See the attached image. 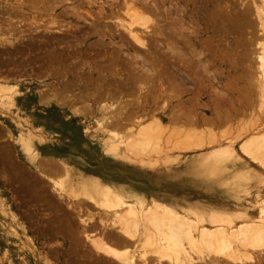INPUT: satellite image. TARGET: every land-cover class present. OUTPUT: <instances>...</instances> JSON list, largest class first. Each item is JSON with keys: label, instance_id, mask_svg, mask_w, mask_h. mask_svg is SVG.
<instances>
[{"label": "rangeland", "instance_id": "1", "mask_svg": "<svg viewBox=\"0 0 264 264\" xmlns=\"http://www.w3.org/2000/svg\"><path fill=\"white\" fill-rule=\"evenodd\" d=\"M20 1L0 0L1 10H3V8L5 7H8L5 8L6 10L5 9L3 10L7 13L3 11L2 13H0L3 14L2 16H6L7 18L11 17L8 14H11L13 10L14 11L17 10L20 12V15L18 14L17 11L13 12L11 17L12 19L8 18V20L3 19L6 17L1 18L2 16L0 15V19H1L0 33L2 34V35L0 34V42L2 43V46L8 45L7 47H4V49L3 47L2 48L0 47V49L2 50V51L0 50V57H2V60H5V62L2 61L0 63L1 66L0 74L3 72L0 75V84L5 86H11V85L14 86L15 91L19 96L17 100L18 103H16L18 108L16 112H13V110L9 111L11 110V107L9 105H5L2 108L0 106V125H1L0 126V200L2 201V202L0 201V264H10V263L11 264H65L67 259L68 262L70 261L68 258L69 255H70V259L73 260V258H71V254H69L70 253L69 251L71 249L69 246L70 243H67V238L65 237L62 238L61 236L64 235H62L61 233H58V235H54V234L58 232L57 225H59V221H60L58 220L60 219L58 218V216L61 217L62 219L64 217H67V216L62 217L65 211L67 214L70 213L73 215L74 213L71 211L70 208L65 207L66 206L65 203L62 202L57 197L55 192L53 193V188L49 186L50 184L47 181L45 182L44 180H42L39 174H37V172L30 170V168L25 164L22 155L18 152L17 148L14 145V138L18 133V129H21L22 131H26V130L29 131L30 137L32 138V141H34L33 144L40 151V155L42 158L50 157L51 159H53L54 162H59L60 158L67 159L71 163H73V165H75L78 169H82L87 173L88 172L95 173L96 175L101 176L104 179H107L108 182H110L116 189H121L122 187L121 190H124L129 195L142 196V198L145 199L154 198L157 200L175 201L183 206L190 208H198L199 210L201 209L202 211L205 212L206 211L208 212L210 210H216L225 213H232V212L250 210L249 204L250 201L252 200L251 197L255 199V195L258 192L257 191L258 188L254 184L255 182L254 180L255 177H257V174L253 170V167L249 165L248 161L238 153L237 148L239 143L242 142V140L246 139V135L245 136L243 135L244 134L243 131L245 132L247 131L246 127L248 130L249 128L250 129L252 128L251 123L254 122L252 124H255V122L258 121L256 120L258 119L256 117L258 116L260 111H262L261 108H259L260 104L258 101L257 90L253 92L252 102L250 105L252 110L250 107H247V110H245L246 108L242 104L245 101L242 100L241 104L237 103L238 106L239 105L240 106L239 107L237 106L238 113H236V115L234 116L235 118L234 117L231 118L232 120L234 119L233 121L231 120L229 123L225 121V124L223 123L222 126L220 127L219 125H221V123L217 124L218 127L215 124H212L213 125L212 127L210 126L211 124L209 125L205 124L208 125L207 127H205V129L211 131L206 138L207 142L208 140L209 142L208 145L204 147L205 149L202 148L198 150H193L191 152H185V151L183 152V150L180 151V150H175L173 148H172L173 150H171L170 149L171 147L164 146L162 142H160V144L158 143V146L162 148V150L156 145L155 149L156 151L158 150L156 154H154L155 152L149 154L147 151L146 153L145 151H143L141 152L142 156L141 154L137 155V158L132 155L129 156V154H127V152L123 150L124 145H119V148L116 150V148H114L115 143L112 142L109 143L108 141L109 135L113 137L114 136L112 135L113 133L114 134H116L117 132L120 133L121 130L117 131L116 129H110V127H103L104 129L102 131H104L108 136L102 135L101 131H99L100 127L102 126L99 124H101L104 121V120L101 121V119H103L104 116L102 115L104 112H102L101 107L103 105L107 106L113 103L112 100L114 101L115 98L116 99L120 97L124 98L125 94H129L132 92V95L131 94L129 95L136 97V99L132 97L127 102L123 100L125 102V108L126 109L128 108V110H126L128 114L129 112L132 111L131 113L132 116L134 115V113L136 114L142 111H146L152 114L153 118H155L156 120H160L162 118L163 99H161L162 98L161 92H157L156 94L154 92L155 90L156 91L159 90V86H158L159 83L158 82L157 84L156 82L153 83L152 81L153 79L148 80L152 88H154L155 90L154 91L150 90L151 91L150 93H152V91L153 93L151 95L149 94L146 100L144 96L145 94L143 93L138 94L136 90L139 82L138 79L141 76H143L141 77L143 80L146 74L143 73L139 68H137V66L135 65L132 66L133 64L132 61L128 60L130 59V57L127 58L126 56L127 53L129 52H127L126 49L124 48L121 49L119 47L123 43H125L129 47L131 46L132 48H134V51L133 52L131 51L132 53L135 52L141 56L145 55L144 57H146V59L150 63L153 62V66H155V68L159 71L157 72L161 74L162 72H160V70L164 71L163 68L164 65L163 62H161L162 61L161 58H163L162 57L163 50H161V48L159 47L160 45L155 44L154 41L152 43L153 45H151L150 39L146 38V42H148V46L150 44L149 50H143L142 52L141 49H138L131 42L129 43L126 42V41H130L127 37L128 35L118 25L120 24V19L124 18L123 3L124 4L127 3V0H100V1L92 0L97 3V5H93V7H90L88 5L89 3L87 0H83V1L79 0L76 2L73 0L71 1L63 0L64 2L56 4V7H63V8L57 9L55 12L51 10L53 7H55V5H52L53 6L52 7L50 4L47 5L43 3L40 4L39 3L40 0L39 1L20 0ZM235 1H237V3L238 2L241 3L244 2L245 0L243 1L242 0H221V1L198 0L197 7H190V10L192 11L189 15L190 17L193 16L192 19L194 21H196V18L193 13L197 12L199 18L198 26L200 25L198 29L201 32V39L203 38L202 41H206L207 44L209 43L207 52H208V60L210 59L209 60L210 65L208 69L209 75L207 78L212 79L213 77L214 78L216 77L215 79L217 81L214 79V82L216 81L218 84L217 83L214 84L215 87L214 90L212 89L213 87L211 89L207 87L205 91V89L203 90V88L205 87L202 88V86L194 85L192 81L189 82L188 89L191 88V90H188L187 87L186 88L184 87L185 89L183 88L185 94L184 99L181 100V102L177 101L178 103L174 101L175 103L172 104L173 109H177L181 107L182 110L186 106L189 107L191 104V106L195 105L194 106L195 108L192 107L191 109L193 110V112L196 111L195 112L196 117L197 116H199V118L205 117L206 119H209L210 117L212 118L213 116L211 114V111L213 112L216 110L215 103L212 101L215 96L217 97L218 95L217 92L219 93L220 91V93L222 92L225 94H228L230 92L231 93V94L229 93L230 95L235 96V98L237 96L238 98V96H240V93L238 92V90L231 91L233 90L232 88L236 89L235 87H237L238 89H240L243 85V82L247 79L246 75H248V77L251 76L252 78L250 77V79L253 80L255 64L252 61V59H255L254 58L255 51H252L254 47L252 42L255 36L251 37L250 35L247 36V34L246 36L245 34L244 35L241 34L240 36L239 34L237 35L232 34L230 36L228 34L227 36L228 32L226 33L225 31L226 28L227 30L231 29L230 25H227L226 24L227 22L223 21V18H225L224 15L220 16L221 14H217V12H215L217 9H218L217 11H219V8L216 5L221 4V7L223 6L222 10L225 9V11L234 14L232 10L234 9L233 3ZM130 2H132V4H138L137 3L138 0H130ZM130 2H128L127 4H130ZM155 2L158 7H148V8L152 9L153 13L156 14L157 22L158 23L160 22L162 24L163 19L161 18L162 17V7H160L161 3L160 0H155ZM103 4L104 5L112 4L113 7H111V11L110 8L108 7H100V5ZM149 4L151 5L150 2ZM11 5H13V7ZM228 5L229 7H225ZM71 6L73 9L79 10L77 12L79 13L81 12L80 14L78 13L79 14L78 18L80 19H77V17L72 16V13L74 12H72L71 9H68V12L69 13L71 12L70 13L71 15L68 14V12H64V7L69 8ZM235 8H237V10L242 9V7H235ZM35 9L36 10L38 9V11H35ZM10 10L12 11L10 12ZM46 10H47V14L45 12ZM62 10L64 13V17L62 15L63 13H60ZM21 11H23V13H21ZM16 12L18 15L16 14ZM213 12L217 14V18L216 15L213 14ZM227 12L223 11L222 13L225 14ZM66 13L69 16H67ZM31 15H33V17L36 16L37 20L31 17ZM53 17L57 19V21ZM32 19L35 20L33 21ZM22 20H24V22H22ZM51 20L56 21L60 25H65L61 29L62 30L67 29L69 30V33H67L68 31L66 30L65 33L61 35L54 33V31L53 32L50 31L52 34V35L50 34V37H52L50 38L49 31L45 32L44 30L43 32L42 28L41 29L34 28L37 30L36 32L40 34L39 36H36L37 35L36 32L32 33L35 31L33 27L28 28L29 24L35 21L39 25L40 22H49ZM203 23L206 24L203 25ZM41 24L42 23H40V25ZM22 26H25L26 28ZM217 26L218 28H216ZM220 28L222 31L220 30ZM218 29L221 32H218ZM25 30L28 31L29 33L31 31L32 34L31 33L29 34L28 32L27 34H25L26 33ZM39 30L42 31L39 32ZM203 30L205 31L203 32ZM19 32L22 37L19 35ZM221 33L223 37H221ZM11 34L14 36V38ZM112 36H116V37L112 38ZM239 37H242L243 39ZM247 37L249 40L247 39ZM9 39H11L10 40L11 42L9 41ZM155 39L156 40L158 39L157 40L158 42L161 41V37H155ZM59 40L62 45L60 44V42H58ZM25 41L28 43H26ZM246 41L248 42L250 41L253 47L250 46L251 45L250 42L249 43L247 42L249 45L247 46ZM5 42L8 44H6ZM58 43L60 45H58ZM8 47L11 48L8 49ZM247 47H249L250 50ZM223 49L225 51H223ZM6 52L8 53L6 54ZM251 52H253V54ZM249 53L252 54L249 55L250 58L249 56H247ZM50 55L51 56L54 55V56L49 57ZM43 56L46 57L45 60L42 58ZM109 57H113L111 60L117 58L118 60L117 59H115L116 61L114 60L117 63L109 60L108 59ZM243 57L245 60L247 59L246 57H248V59L249 60L251 59V61H249L248 59L247 61H244V59L242 60ZM47 59H49V61H46ZM236 59L238 60V64L233 62ZM239 59H241L242 61ZM109 61H111V63L114 66L110 63H108L109 64L108 66L105 65L107 64L106 62ZM97 62L99 63V65H97L98 64ZM138 62L141 61L139 60ZM211 62L214 64H211ZM229 62L232 63L228 66ZM100 65L101 67L103 66L104 67L103 68L98 67ZM2 66L4 71L2 70ZM252 67L254 69H252ZM95 68L97 69L95 70ZM100 71L102 72L104 71V72L102 73ZM99 72L101 73L100 74L101 76L99 75ZM210 72L214 74L211 75ZM237 73L238 75L240 74L239 76L241 77H239ZM197 75H195L196 78H201V77L203 78L207 76L206 74L205 76L204 74L202 75V72L200 73L197 72ZM196 80L198 82L201 81V79L200 80L196 79ZM237 80L240 82H238ZM229 81H232L233 83L232 84L230 82L232 86L230 91L227 90V86H226V85H230ZM226 82H228V84ZM235 82L237 83L235 84L236 86L234 85ZM149 83H147L149 85L147 87H151ZM222 83L225 85L226 88L224 86H223L224 88L222 87ZM216 84L219 85L220 88ZM156 88H158V90ZM225 89L228 91V93H226L227 91ZM215 90L217 91L216 92L217 95H215L214 93ZM235 91H237L238 93H236ZM106 92L111 93L110 96H112L113 94L115 96L114 99L112 100H110V98L106 99L105 97H110L109 94L107 95ZM195 92L198 93V95L197 94L194 95ZM199 92L202 93L200 94ZM145 93L148 94V88L146 89ZM235 93L239 95H236ZM52 94L53 96L56 95L54 97L55 99L52 98ZM212 94H214L215 96L213 95L214 97L211 99ZM142 95L144 97H142ZM208 95H210V98ZM138 96L140 97V99L138 98ZM45 98H47L46 100L51 99L49 103H45L47 102ZM137 98L139 100H137ZM209 99H211L212 101L210 100L209 102ZM191 100L192 101L194 100V102H191ZM186 101L190 103L188 104ZM257 101L259 105L257 104ZM126 103L128 105L130 103L134 105L130 107V106H126L127 105ZM213 104H214V108H211L210 105L213 106ZM240 107L242 108L240 109ZM243 109L245 110V112ZM240 110L244 113H242ZM239 111L241 112V114H239ZM251 116H253V118ZM15 122L19 123L22 127L18 128ZM209 123H212L211 119ZM247 125L250 127H248ZM128 126L129 125H127V127ZM8 127L11 133L7 132ZM228 128L230 129V131L231 130L232 131L231 132L228 131V133L226 134L225 131L227 132ZM205 129L202 128V130ZM85 130H87L88 132ZM237 132L239 135L237 134ZM241 133L243 136L240 135ZM123 134L124 133L120 134L119 136V134L117 133L116 135H118V137H120V139L123 140L122 141L123 143H126L127 137H125ZM35 135H37L38 137H36ZM212 135H214L215 137L217 136V138L215 139V137L214 136L212 137ZM234 135H238V137ZM208 137L209 138L211 137V139L214 138L215 140L214 139L213 140L215 142L213 141L212 144L211 140L208 139ZM230 141H232L233 143ZM227 145L233 148V154L229 156H224L222 158L219 157V159H216L213 162L211 160L212 155L218 152H222L225 149V147H227ZM167 149L169 150V152ZM158 152H160V154ZM205 154L207 155V157ZM132 157H134L135 159L134 158L132 159ZM193 161L194 162L197 161L196 162L197 164L194 163ZM154 165L159 168L154 167ZM41 180L43 181L44 184L42 183ZM28 185L29 186L34 185V186L31 189V186L30 188L27 187ZM226 189L229 190L226 191ZM41 192L42 195L40 198L38 197V195L41 194ZM34 194L37 195V198L40 199L37 200ZM229 197L232 200L228 199ZM221 204H223L224 207ZM6 209L8 211L11 210L13 212V214L15 215V221L10 219L9 217L10 214ZM66 213L65 215H67ZM55 222L58 224L55 225L56 224ZM17 224L19 225L17 226ZM52 225L53 227L56 226L55 229L52 227ZM50 226L52 231H48V229L50 230ZM54 230L55 231L57 230V232L52 233ZM60 241L62 242L60 243ZM66 250H67L66 254H68L67 256H65ZM84 262H88V261H84ZM84 262L83 263L80 262V263L84 264ZM72 263L73 261L72 262L70 261L68 264H72Z\"/></svg>", "mask_w": 264, "mask_h": 264}, {"label": "bare ground", "instance_id": "2", "mask_svg": "<svg viewBox=\"0 0 264 264\" xmlns=\"http://www.w3.org/2000/svg\"><path fill=\"white\" fill-rule=\"evenodd\" d=\"M40 1H39L40 4L41 3L46 4V5L50 4L51 6L55 5V7H53V6H52L53 8L51 7L52 9L49 8L53 12H55L57 9L63 8V7H56V4L64 2L63 0H40ZM73 1L76 2L79 0H73ZM81 1H83V0H81ZM87 1L89 3L88 5L90 7H93V5H97V3L92 1V0H87ZM98 1H100V0H98ZM128 2H130V0H127V3ZM149 2L151 3V5L149 4ZM127 3H125V4L123 3V6H124L123 7V14H124L123 16H124V18L120 19L119 25L117 24L128 35L127 37L130 41H126V42L127 43L131 42L133 45H135L138 49H141L143 52V50H149L150 44L153 45L152 43L154 41V43L159 44L160 45L159 47L161 48V50H163V53H162L163 58H161L162 59L161 62H163L164 71L160 70V72H162L160 74V73H158L159 71L155 68V66H153V62L150 63L146 59V57H144L145 55L141 56L135 52L132 53L134 51V48H132L131 46L130 47L127 46L125 43H123L119 46L121 49L124 48L127 50V52H129V53H127L126 56H127V58L130 57V59H128V60L132 61V63H133L132 66L133 65L137 66V68H139L143 73L146 74V76H144L145 78H143V80L141 78L143 76H141L138 79V81H139L138 86H137V88L135 87L138 94L139 93L145 94L144 96H145V100H146V98H148V95L149 94L151 95L153 93V91L155 90L154 88H152V86L148 80L153 79L152 80L153 83L154 82H156V84H157V82L159 83L158 86H159L160 91L158 90V88H156L158 91L155 90L154 92H155V94L157 92H161V96H162L161 99H163L162 100L163 101L162 118L160 120H156L155 118H153L152 114H150L146 111H142V112L136 113V114L134 113V115L131 116L132 111L131 112L128 111L129 114L127 113L126 110H128V108L127 109L125 108V102L124 101L127 102L133 97V96H131L132 92L129 93L131 95L125 94L124 98L120 97L117 99L116 98L114 99L115 96L113 94H112V96H110L111 93L106 92L107 95L109 94L110 97H105V98L106 99L110 98V100L114 99V101L112 100L113 103H111L107 106L103 105L101 107L102 112H104L102 114L104 116H103V119H101V121L102 120H104V121L101 124H99V125H102L100 127L99 131H101L102 135H107L104 131H102L104 129L103 127H110V129H116L117 131L121 130L120 133L119 132H117V133L119 134V136H120V134L124 133L123 135L125 137H127L126 138L127 142L123 143L122 142L123 140L120 139V137H118V135H116L117 133L116 134L113 133L112 134V135H114L113 137L110 135L109 136L107 135L109 143H111V142L115 143L114 148H116V150L119 148V145H124L123 150L125 152H127V154H129V156L132 155L136 158H137V155H140L141 152H143V151H145V153L147 151L149 154L155 152L154 154H156V152L158 150L156 151L155 146L157 145V147H159L158 143L160 144V142H162V144L164 146L171 147L170 148L171 150L175 149V150H180V151L183 150V152L184 151L185 152H191L193 150L202 149L206 145H208L209 140L207 142L206 138L211 131L208 129L206 130L205 127H207L209 124H211L210 126L212 127L213 126L212 124L217 125V124L221 123V125H219V127H220V126H222L223 123L225 124V121L227 123H229L232 120L231 118H233L236 115V113H238L237 106H238V104L242 103V100L245 101L244 103H242L243 106H245V108H246L245 110H247V107L251 108L250 105L252 102L253 92L257 90L258 95L257 94L256 95L258 96V101L260 104L259 108H261L262 111H260V113L258 112L259 114L256 117V118H258V119H256L258 121H256L255 124H252L254 122L251 123L252 128L251 129L249 128V130H248L246 127L247 131L246 132L243 131L244 132L243 135L244 136L246 135V139L242 140V142L239 143L237 151L243 158H245L248 161L249 165L251 167H253V170L257 174V177H255V180H254L255 181L254 184L258 188V190H257L258 192L255 195V199H253L251 197L252 200L250 201V204H249L250 210L232 212V213H225V212L216 211V210H210L208 212L207 211L205 212V211H202L201 209L199 210L198 208H190V207L183 206L181 204H178L175 201L157 200L154 198L145 199V198H142V196L129 195L124 190H121L122 187H121V189H116L110 182H108L107 179H104L101 176L96 175L95 173H89V172L87 173V172L83 171L82 169H78L75 165H73V163H71L67 159H64V158L61 159L60 158L59 162H54L53 159H51L50 157L49 158H42L40 155V151L33 144L34 141H32V138L30 137L29 131L28 130L22 131L21 129H18V133L16 134V136L14 138V145L17 148L18 152L22 155L25 164L30 168V170L37 172V174H39V176L42 180H44L45 182L47 181L50 184L49 186H51L53 188V193L55 192L57 197L62 202L65 203V205H66L65 207L70 208L71 211L74 213L73 215L70 213L67 214L66 211L64 210L67 215H65V213H64V215H62V217H64V216H67V217H64L61 219V217L58 216V218H60V219H58V220H60L59 225H57L58 223H56V222H55L56 224L53 223V224L57 225L58 232H57V230L56 231L54 230L52 233L57 232L54 235H58V233H61L62 235H64V236H61L62 238H64V237L67 238V243H70L69 246L71 249L69 251L70 252L69 254H71V258H73V260L70 259V255L68 258L71 262L73 261L74 264H76V263L81 264L84 261H88V262H84V264H88V263L89 264L90 263L91 264H264V109H262V108H264V0H245L244 2H241V3H239V2L237 3V1H235L233 3L234 9L232 10L234 12V14L231 12L225 11V9L222 10L223 6L221 7V4L216 5L219 8V11H217L218 10L217 9L215 12H217V14H221L220 16L224 15L225 18H223V21L227 22L226 23L227 25H230L231 29L227 30V28H226V31H225L226 33L228 32L227 36H228V34H229V36L232 34H234V35L239 34V36L241 34H243V35L245 34V36L247 34V36L250 35L251 37L255 36L253 38L254 43L251 41L252 39L250 40L255 48L252 46L251 42L249 41L251 44L250 46L253 47L252 51H255L254 52L255 53V57H254L255 59H252V61L255 64V66H254L255 69L252 67V69H254L253 80L250 79L251 76L248 77V75H246V78L250 79V80L246 79L247 81L245 80L243 82V85L241 87L243 89V91L240 88L242 92L237 87H235L236 89L232 88L233 90H231V91L238 90V92L240 93V96H238V98L236 96L237 99L235 98V96L230 95L231 93L229 92L230 93L229 94L227 91V90L230 91V89L232 87L231 86L232 81H229V83L231 82L230 85H226L227 90L226 89L225 90L227 91L226 93H228V94H225L222 92H221L222 93L221 94L220 91H219V93L216 90L214 91L215 95H217V94L218 95L216 97L214 94H212L211 99L214 96L215 97L213 98V101L211 99H209V102L211 100L212 102L215 103L216 110L212 109L215 111H213V112L211 111V114L213 117L212 118L210 117L209 119H206L205 117L199 118V116L196 117V114H195L196 111L193 112V110L191 109L195 105L191 106V104H190L191 107L186 106L182 110H181V107L177 108V109L172 108V104L175 103L174 101L181 102V100L184 99V95H185L184 89L186 87H187V89L189 88L188 87L189 82L192 81V83L196 86H202V88L205 87V88H203V90L205 89V91H206L207 87H209L210 89L213 87L212 89L214 90V88H215L214 84L217 83L216 82L217 80L215 79L216 77L215 78L213 77L212 79L210 78L211 80L207 78L209 75L208 69H209V65H210V62H209L210 59L208 60V52H207L209 43L207 44L206 41H202L203 38L201 39V32L198 29V27L200 25L198 26V19L199 18H198L197 12L193 13L195 15L197 22L192 19L193 16L190 17V15H189L192 11V10H190V7H197L198 6L197 5L198 0H160V3H161L160 7H162V17H161L163 19L162 24L160 22L159 23L157 22L156 14L153 13L152 9L148 8V7H158L156 5L155 0H140V1L138 0V2H137L138 4H132V2H130V4H127ZM11 6L13 7V5H11ZM22 6H20V7H22ZM100 7H108V8H110V11H111V7H113V5L112 4H105V5L103 4V5H100ZM215 7H214V9H215ZM225 7H229V5L225 6ZM235 7H242V9L237 10V8H235ZM5 8H8V7H5ZM5 8H3V10ZM68 9H71L72 12H74V13H72V16L77 17V19H80L78 17H79V14L81 12L80 13L77 12L79 10H75L71 6L69 8L64 7V12H68ZM3 10H1L0 13H2ZM12 10H10V12ZM15 11H17V10H15ZM15 11L13 10L11 12V14H8V15L12 17V13ZM35 11H38V9L37 10L35 9ZM48 11H50V10H48ZM81 11H83V10H81ZM104 11H105V8H104ZM223 11L227 12V13H225L226 16H225V14L222 13ZM3 12H5V11H3ZM17 12L20 15V12L19 11H17ZM17 12H16V14H17ZM45 12L47 14V10ZM115 12H117V11H115ZM215 12H213V14H215L216 18H217V14ZM5 13H7V12H5ZM5 13H4V15H5ZM21 13H23V11H21ZM60 13H63V10ZM70 13L68 12V14H70ZM68 14H67V16H69ZM86 14H87V12H86ZM0 15L2 16L3 14H0ZM62 15L64 17V13ZM3 17H6V16H2L1 18H3ZM11 17H8V18L12 19ZM31 17H33V15H31ZM8 18L6 17L3 19L8 20ZM18 18H20V17H18ZM33 18L36 19V16ZM40 18H42V17H40ZM50 19H52V18H50ZM55 20L57 21V19H55ZM56 21L51 20L49 22H40V23H42L41 25H40V23L38 25L35 21V22H33L34 24L33 23H31L32 25L29 24L28 28H31V27H33V29L34 28H36V29L42 28L43 32H44V30H45V32L46 31H49V32L54 31V33L63 35V33H65V31L67 29H63L64 30L63 31L61 28H63L65 25H60ZM22 22H24V20H22ZM193 22H194V25H193ZM8 24H10V23H8ZM205 24L203 23V25H205ZM10 25H12V24H10ZM25 26H22V27H25ZM111 26H112V24H111ZM96 27H99V26H96ZM53 28H55V29H53ZM216 28H218V26ZM6 29H7V27H6ZM36 29H34L35 31L32 30V31H34L32 33H35L37 31ZM107 29H109V28H107ZM21 30H22V28H21ZM220 30H221V28H220ZM28 31H29V29H28ZM28 31L25 30V32H26L25 34H27ZM41 31L39 30V32H41ZM67 31H68L67 33H69V30H67ZM70 31H71V29H70ZM204 31L205 30H203V32ZM221 31H219V29H218V32H221ZM12 32H13V30H12ZM51 32L49 33V37H50ZM30 33H31V31H30ZM67 33H66V35H67ZM96 33H97V31H96ZM7 34H10V33H7ZM205 34H204V36H205ZM19 35L21 36L20 32H19ZM39 35L40 34L37 33L36 36H39ZM20 36H18V37H20ZM250 36H249V39H250ZM53 37H54V35H53ZM115 37L116 36H112V38H115ZM155 37H161V41L158 42L157 41L158 39L156 40ZM221 37H223L222 33H221ZM13 38H14V36H13ZM50 38H52V37H50ZM146 38L150 39L149 46H148V42H146ZM239 38H242V37H239ZM11 39H9V41ZM247 39H248V37H247ZM58 42H60V40ZM247 42L248 41H246V43ZM26 43H28V42H26ZM248 43H247V46H249ZM6 44H8V43H6ZM60 44H61V42H60ZM60 44L58 43V45H60ZM0 45H1L0 47L1 48L3 47V49H4V47L8 46V45L2 46V43ZM14 46H15V44H14ZM10 48L8 47V49H10ZM247 48L249 49V47H247ZM5 49H7V48H5ZM11 51H12V49H11ZM135 51H138V50H135ZM223 51H225V50L223 49ZM3 53H4V50H3ZM7 53L8 52H6V54ZM251 53L253 54V52H251ZM45 54H47V53H45ZM252 54L249 53L247 56L252 55ZM53 56L50 55L49 57H53ZM148 56H150V55H148ZM0 58H1L0 63L2 61L5 62V60H2V57H0ZM42 58L45 60L46 57L43 56ZM112 58L113 57H109L108 59L111 60ZM246 58L248 59V57H246ZM249 58H250V56H249ZM251 58H253V57H251ZM43 59H42V61H43ZM49 59H47L46 61H49ZM115 59H117V58H115ZM234 59H235V57H234ZM243 59H244V57L242 58V60ZM247 59L246 60L244 59V61H247ZM37 60H38V58H37ZM114 60H111V61H114ZM137 60L138 61L140 60L141 62H138ZM239 60H241V59H239ZM111 61L106 62L107 64H105V65L108 66L109 65L108 63L112 64ZM249 61H251V59ZM233 62L238 64L237 59L234 60ZM46 63H48V62H46ZM115 63H117V62H115ZM231 63L230 62H229V64L227 63L228 66ZM211 64H214V63L211 62ZM39 65H41V64H39ZM97 65H99V63ZM112 65H110V66H112ZM181 66H182V68H181ZM98 67H101V65ZM103 67H101V68H103ZM96 69L97 68H95V70ZM2 70H3V66H2ZM199 71L202 72V75L204 74V76H205V74H206L207 76L203 77V78L201 76H200L201 78H196L195 75H197V72L200 73ZM100 72H102V71H100ZM100 72H99V75L101 74ZM210 74L212 75L214 73L210 72ZM217 75H218V73H217ZM237 75H238V73H237ZM239 77H241V76H239ZM244 77H245V75H244ZM195 78L199 79V80L201 79V81L198 82ZM128 79H129V77H128ZM214 79L216 80L215 82H214ZM145 81H147V82H145ZM238 82H240V81H238ZM147 83H149L151 87H147V86H149ZM226 83L228 84V82H226ZM224 84H225V82H224ZM224 84L222 83V87L223 86L225 87ZM235 84H237V83L235 82L234 85ZM217 86L220 88L219 85H217ZM228 87H230V88H228ZM128 88H130V87H128ZM147 88H148V94L145 93ZM150 90H153L152 93H150L151 92ZM188 90H191V88ZM198 90H199V87H198ZM216 92H217V94H216ZM235 92L238 93L237 91H235ZM53 94H52V98H54L56 96V95L53 96ZM136 94H135V96H136ZM196 94L198 95V93L195 92L194 95H196ZM107 95H104V96H107ZM236 95H239V94H236ZM139 96H138V98L140 99L141 96L140 97ZM144 96L142 95V97H144ZM208 96L210 98V95H208ZM18 97L19 96L17 95V92L15 91L14 86H12V85L11 86H5V85L0 84V106H1V108L4 107L5 105H9L11 107V110H9V111L13 110V112H16L18 110L17 104H16V103H18L17 102ZM133 98L136 99V97H133ZM138 98H137V100H139ZM46 99L47 98H45V100ZM50 100H46L47 102H45V103H49ZM258 101H257V104H258ZM143 102H145V101H143ZM186 102L188 103V101H186ZM191 102H194V100L193 101L191 100ZM210 104H212V103H210ZM132 105H134V104L130 103L129 105L127 104L126 106L132 107ZM210 106H211V108H214V104H213V106L212 105H210ZM241 108L242 107H240V109ZM156 110H157V108H156ZM245 110H244V112H245ZM251 110H252V108H251ZM240 111H239V114H241V112H242V111L241 112ZM244 112H242V113H244ZM85 113H86V111H85ZM11 114H12V112H11ZM24 114H26V113H24ZM248 114H250V113H248ZM249 117H250V115H249ZM251 117L253 118V116H251ZM210 119L212 120V123H209ZM208 120H209V122H208ZM240 121H241V119H240ZM15 123H16L18 128L22 127L19 123H17V122H15ZM205 124H208V125H205ZM127 125H129V126L127 127ZM217 127H218V125H217ZM248 127H250V126H248ZM202 128H204L206 131L202 130ZM229 128H228L227 132L224 130L226 134L228 133V131H230L231 128L230 129ZM209 129H210V127H209ZM7 130H8L7 131L8 133H11L9 127L7 128ZM85 131H87V130H85ZM111 132H113V131H111ZM242 133L240 135H242ZM237 134H238V132H237ZM228 135H230V134H228ZM238 135H234V136L238 137ZM35 136L38 137L37 135H35ZM213 136L214 135H212V137ZM116 137H118V138H116ZM216 138H217V136L215 137V139ZM221 138H223V137H221ZM208 139L211 140V143L215 140L214 138H213L214 140L211 139V137L210 138L208 137ZM234 141H236V140H234ZM230 142H232V141H230ZM209 145H210V143H209ZM160 149L162 150V148H160ZM168 152H169V150H168ZM158 153L160 154V152H158ZM232 154H233V148L231 146L227 145V147H225V149L222 152H218V153L213 154L211 157V160L214 162L216 159H219V157L222 158L224 156H229ZM141 156H142V154H141ZM134 157H132V159ZM206 157H207V155H206ZM197 161H198V159H197ZM196 162H194V163H196ZM193 166H196V165H193ZM154 167H157V166L154 165ZM157 168H159V167H157ZM18 173H20V172H18ZM110 181H112V180H110ZM8 183H9V181H8ZM42 183H43V181H42ZM30 186L28 185L27 187L30 188ZM33 186L34 185L31 186V189ZM261 188H263V189H261ZM131 190H132V188H131ZM228 190L226 189V191H228ZM139 191H141V190H139ZM185 193H187V192H185ZM39 195H38V197L41 198L42 192ZM35 196L37 198V195H35ZM234 196H233V198H234ZM40 198H37V200ZM58 198H57V200H58ZM228 199H230V197ZM230 200H232V199H230ZM225 202H226V200H225ZM245 202H246V200H245ZM221 205L224 207L223 204H221ZM50 208H49V210H50ZM91 210H94V211H91ZM8 212L10 214V216L8 215L10 217V219L15 221V215L13 214V212L11 210H9ZM8 212H6V213H8ZM56 220H57V218H56ZM51 222H53V221H51ZM18 225L19 224H17V226ZM52 227H53V225H52ZM55 227H53V228L55 229ZM48 231H52L51 226H50V230L48 229ZM61 242L62 241H60V243ZM66 252H67V250L65 251V256L68 255V254H66ZM67 262H68V259L66 260L65 264Z\"/></svg>", "mask_w": 264, "mask_h": 264}]
</instances>
